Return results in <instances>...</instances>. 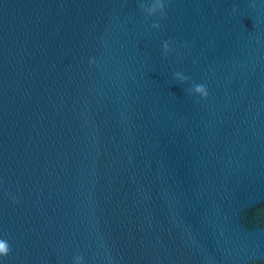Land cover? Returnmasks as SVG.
Returning a JSON list of instances; mask_svg holds the SVG:
<instances>
[{"label":"water","instance_id":"95a60500","mask_svg":"<svg viewBox=\"0 0 264 264\" xmlns=\"http://www.w3.org/2000/svg\"><path fill=\"white\" fill-rule=\"evenodd\" d=\"M0 238V264H264V0H0Z\"/></svg>","mask_w":264,"mask_h":264},{"label":"clouds","instance_id":"9594fccd","mask_svg":"<svg viewBox=\"0 0 264 264\" xmlns=\"http://www.w3.org/2000/svg\"><path fill=\"white\" fill-rule=\"evenodd\" d=\"M171 0H138L139 9L145 15V19H151L152 17L158 16L159 20L166 19L167 8L170 4ZM256 5L253 3L251 7H255ZM233 13L237 11L236 8L232 9ZM162 25L159 22H154L151 24L152 29H160ZM172 41H165L162 45L163 52L165 56L168 54L176 51L174 48L171 47ZM174 78L181 83L187 82L188 77L185 76L181 72H175ZM191 93L198 94L200 97L207 99L209 96V91L207 86L204 84H195L190 89ZM13 203H19V200L15 197L12 198ZM12 252V247L10 243L3 238H0V258H6ZM84 258L82 255H76L74 257V264H83Z\"/></svg>","mask_w":264,"mask_h":264}]
</instances>
